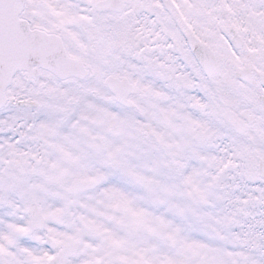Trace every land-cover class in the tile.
I'll return each instance as SVG.
<instances>
[{
	"label": "snow or ice",
	"instance_id": "snow-or-ice-1",
	"mask_svg": "<svg viewBox=\"0 0 264 264\" xmlns=\"http://www.w3.org/2000/svg\"><path fill=\"white\" fill-rule=\"evenodd\" d=\"M0 264H264V0H0Z\"/></svg>",
	"mask_w": 264,
	"mask_h": 264
}]
</instances>
